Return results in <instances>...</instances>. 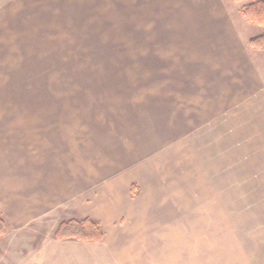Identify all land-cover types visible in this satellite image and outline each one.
<instances>
[{
	"label": "rangeland",
	"instance_id": "1",
	"mask_svg": "<svg viewBox=\"0 0 264 264\" xmlns=\"http://www.w3.org/2000/svg\"><path fill=\"white\" fill-rule=\"evenodd\" d=\"M0 1L10 3L0 12V264L80 262L91 243L131 247L150 264H255L264 253V91L205 125L191 120L198 140H177L181 126L164 123L197 117L190 88L205 74L197 45L175 41L196 29L180 25L196 20L194 7L227 11L250 45L264 34L242 19L254 0ZM253 49L259 88L264 49ZM180 85L190 88L178 99ZM230 215L252 243L214 238ZM86 218L101 223L102 241L55 238L62 222Z\"/></svg>",
	"mask_w": 264,
	"mask_h": 264
},
{
	"label": "crops",
	"instance_id": "2",
	"mask_svg": "<svg viewBox=\"0 0 264 264\" xmlns=\"http://www.w3.org/2000/svg\"><path fill=\"white\" fill-rule=\"evenodd\" d=\"M18 1L27 5L38 4V0H16V2ZM2 5L9 6L10 3H8V1H0V12L3 10ZM194 9L199 14L196 20H188L186 25L182 24L180 27L182 29H196L197 35L189 38L179 37L178 40L175 41H177L178 44L190 45L195 43V45H197V69L199 72L204 70L205 74L203 77L199 76L200 80H195V82H193L192 86L196 85V87L190 88L189 86L180 85L175 89L176 97H179L178 99H181L179 95L189 92L188 88L197 92L194 97L196 100L195 107L198 109L197 117L190 118L188 112L182 115L180 114V118H177L178 116L173 118L171 114L165 118L164 122L169 129L173 124H175L176 127L180 125L181 127H175L177 131L174 134L177 135V140L181 139L184 141H190L191 139L198 140L196 139L199 137L198 134L195 133V135H191L189 132L188 125L191 120L195 119L193 124L196 125L206 124V121L210 122L216 116H219L220 110L236 108L239 106V103L250 101L254 99V97H258L260 92L264 91V86L256 88V75L260 73L261 67L259 63H255L253 58V56L260 58L261 51H254L250 45H246L247 47L245 46L244 38L241 35L242 33L238 30V27L235 25L236 23H234L233 20L231 21L229 12H222V10H220V12H217L219 16L214 17L211 14L212 12L206 8L203 9L201 7V14L199 7H194ZM242 19L246 20V18ZM236 76H244L245 82H240L238 79H235ZM201 86H204V89H202ZM253 86L256 89H253ZM172 90H170L171 94ZM165 100L171 101L172 98H170V96H165ZM184 101L185 100H182L181 102ZM165 108H171V105H167L166 103ZM185 125H187V127ZM131 188L132 187L129 189L130 193L132 192ZM212 219L214 220L215 216L212 215ZM225 220L229 222L237 221L236 218H233L231 215L228 219H224V221ZM245 220L251 221L250 218H246ZM229 226L230 228L228 231H222L220 229H218L217 233L215 231L213 234L214 238L235 236L238 243L243 242L240 238H245L248 243L253 242L251 235L254 232L245 230L241 234L240 232H236L231 222ZM256 235L258 236L259 234ZM217 241L219 243L216 244V246L214 244L215 247H213V252L218 251L221 244V239H217ZM216 242L214 241V243ZM229 243H231V240ZM244 246L246 249L248 248L246 243ZM121 248L126 251L120 253L119 250ZM84 249L85 250L82 251L86 254L84 255L85 260L80 262L70 261L69 264H147L146 262L150 264L151 261V255H141L138 260H134V256L130 255L132 248L127 246L91 243L87 244ZM147 249L149 252V248ZM117 252L118 256H116ZM248 252L251 253V251ZM255 253H253V256H255ZM88 254L92 255V259H88V256H90ZM213 256L214 259L217 260L215 254H213ZM254 262H256L255 264H264V253L258 261L256 260ZM213 264H215L214 260Z\"/></svg>",
	"mask_w": 264,
	"mask_h": 264
},
{
	"label": "trees",
	"instance_id": "3",
	"mask_svg": "<svg viewBox=\"0 0 264 264\" xmlns=\"http://www.w3.org/2000/svg\"><path fill=\"white\" fill-rule=\"evenodd\" d=\"M242 13L244 18L250 22L264 27V0H254L243 8ZM249 43L255 49H264V34L250 39ZM4 225L5 223L0 219V235L4 233ZM54 236L57 240L75 239L99 242L104 239V231L99 221L86 218L82 221L62 222Z\"/></svg>",
	"mask_w": 264,
	"mask_h": 264
}]
</instances>
